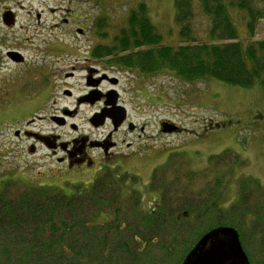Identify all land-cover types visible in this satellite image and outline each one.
Instances as JSON below:
<instances>
[{"label":"trees","instance_id":"16d2710c","mask_svg":"<svg viewBox=\"0 0 264 264\" xmlns=\"http://www.w3.org/2000/svg\"><path fill=\"white\" fill-rule=\"evenodd\" d=\"M261 1L175 0L176 45L164 41L145 2L117 26L104 13L92 15L95 50L143 79L169 75L191 84L219 80L240 87L264 85V39L253 40L264 19ZM239 19L246 20L250 39L241 38ZM230 123L229 118L226 125ZM167 155L146 184L119 165L69 190L58 182L36 183L22 176L14 183L0 174V264H149L144 258L157 248L163 251L157 263L184 264L202 239L222 226L236 231L251 264L248 244L257 241L259 226L264 227V192L258 180L239 177L238 205L235 201L224 211L220 190L199 191V199H191L200 173L192 172L186 159L175 162ZM209 158L208 173L224 165L232 168L223 173L227 180L234 167L245 163L230 150ZM148 193L156 195L151 204ZM254 218L257 223L250 230L238 224H251ZM261 236L263 243L264 230Z\"/></svg>","mask_w":264,"mask_h":264},{"label":"rangeland","instance_id":"374dc122","mask_svg":"<svg viewBox=\"0 0 264 264\" xmlns=\"http://www.w3.org/2000/svg\"><path fill=\"white\" fill-rule=\"evenodd\" d=\"M139 2L147 4L153 23L164 34V41L178 44L179 28L175 22V0H0V44H2L0 50L19 47L29 59L26 65L7 66L5 72L9 70L23 72L29 64H32L31 62L40 61L45 50L44 38L50 43L63 38L62 33L67 32V27L53 29L51 26L64 20L67 6L71 5L75 11H80L82 22L87 19L86 15L88 16L89 12L97 16L104 13L112 19L113 25L117 26ZM260 5L264 6V1H261ZM7 6L14 11L17 10L15 27L10 28L3 22V13ZM237 23L241 38L250 39L246 20L239 19ZM29 39L35 40L34 43H27ZM254 39H264V19L258 22ZM117 76L121 79L123 100L128 108L134 110L135 106L139 105L140 112H143V116L138 120L148 123L146 129L148 135H156L157 123L163 120H171L187 129L184 133L161 135L160 139L155 140L156 146L152 153L133 163L124 161V166L122 165L124 170L140 175L141 180L146 184L151 180L154 169L166 160L170 152L172 161L179 162L186 159L192 172L200 173L191 187L190 198L198 200L199 191L220 190L223 194L221 199L224 211L235 201L236 207L238 205V199L242 195L239 177H254L253 179L258 180L264 192V85L240 87L219 80L191 84L169 75L140 81L135 74L125 71H121ZM136 92L139 94L138 98ZM142 101L143 105H141ZM33 109L25 106L20 112L22 115H29ZM9 110L11 109L8 107L0 106V174L10 178V182L14 181V183H18L19 176L40 183L43 178L40 172L49 169V162L44 159L46 152L41 150L40 155L36 157L28 154L26 149L28 143L18 140L14 135V127L6 123L12 119V115L18 113ZM132 114L137 115L133 111ZM260 114L263 116H258ZM229 118L234 123L226 125ZM27 120L22 118V122H19L23 124ZM221 121L223 122L219 123ZM209 124L212 128H215L216 124H220V127L206 130ZM61 130L65 135L68 134V129ZM144 143L148 144L147 141ZM228 150L238 153L245 162L234 167V172L232 171L234 177L231 176L232 178L228 180L223 178V173L230 171L229 168L232 169L229 165H224L223 170L208 173L205 168L209 167L211 162L209 157ZM217 181L220 183L217 184ZM148 196L150 198L147 201L151 204L152 200L156 199V195L152 193ZM256 211L260 210L256 209ZM253 214L255 217L256 213ZM242 222L249 228H242ZM254 223H257L255 218L251 224L242 220L238 222L246 231L247 228L252 229L251 225L253 226ZM262 226H259L257 241L248 244L254 255H250L252 264H264V238L261 243L264 227ZM162 252L158 248L152 249L149 258L146 257L144 260L149 264H161V260L159 259L160 262L157 263L156 258ZM0 254H2L1 250ZM165 264H170L169 260ZM184 264H249V262L239 244L236 231L232 227L222 226L207 234Z\"/></svg>","mask_w":264,"mask_h":264},{"label":"flooded vegetation","instance_id":"af4514ba","mask_svg":"<svg viewBox=\"0 0 264 264\" xmlns=\"http://www.w3.org/2000/svg\"><path fill=\"white\" fill-rule=\"evenodd\" d=\"M6 11L15 16V22L8 27H15L17 10L7 6ZM64 13V20L51 26L67 27L63 38L53 43L44 38L43 57L31 62L25 71L5 72L7 66L29 63L19 47L0 50V106L18 112L6 123L14 127L18 140L28 143L29 155L36 157L45 150L49 169L40 172L42 179L61 183L69 190L93 182L106 167L133 163L152 153L155 140L168 134L163 132L164 123L180 126L179 131L170 135L187 129L163 120L157 123L156 135H148V123L138 120L143 116L139 105L130 110L123 100L122 82L117 74L125 70L113 63L111 55L95 50L92 14L89 12L82 22L80 11L71 5ZM34 41L29 39L27 43ZM138 79L143 81V77ZM25 106L35 109L29 112L30 116L21 114L20 109ZM22 118L28 120L22 124ZM65 128L69 130L67 135L61 132Z\"/></svg>","mask_w":264,"mask_h":264},{"label":"water","instance_id":"95a60500","mask_svg":"<svg viewBox=\"0 0 264 264\" xmlns=\"http://www.w3.org/2000/svg\"><path fill=\"white\" fill-rule=\"evenodd\" d=\"M3 20L7 26L12 25L13 22H15L14 13L12 11H6L3 14ZM119 108H121L122 110L124 109V107H119ZM179 130H180V127L176 125L175 123H164L163 124V132L165 133H174Z\"/></svg>","mask_w":264,"mask_h":264}]
</instances>
